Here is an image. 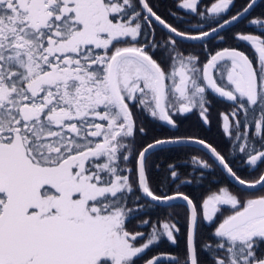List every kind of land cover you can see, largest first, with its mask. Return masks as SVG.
Wrapping results in <instances>:
<instances>
[{
  "label": "snow or ice",
  "instance_id": "snow-or-ice-1",
  "mask_svg": "<svg viewBox=\"0 0 264 264\" xmlns=\"http://www.w3.org/2000/svg\"><path fill=\"white\" fill-rule=\"evenodd\" d=\"M139 3L141 11L133 0H0V264H134L159 236L175 243L179 227L163 221L143 246L135 245L144 234L125 228V217L133 212L126 208L133 186L125 171H135L142 197L150 203L175 208L179 204L171 202H184L183 264H202L196 246L201 209L203 219L213 221L223 205L231 206V214L215 228L219 242L205 246L213 264H264V254H258L264 244V194L242 198L221 188L200 205L180 191L157 195L147 173L165 145L198 143L242 186L264 189V175L253 182L241 179L202 139L146 142L147 132L137 127L129 107L135 102L175 127L173 108L184 113L198 106L206 119L205 92L211 89L234 104L230 115L237 119L230 125L225 114V131L235 128V139L251 145L258 137L264 149V36L239 37L251 43L258 58L225 48L201 67L199 58L184 56L171 37L166 43L175 55L158 62V44L148 40L146 30L155 18L182 41L202 40L219 36V29L253 5L224 20L219 29L191 35L165 25L148 0ZM232 5L233 0H217L207 12L219 15ZM179 6L205 15L197 11L198 0H181ZM257 111L255 134L246 136L239 129ZM137 134L140 141L129 140ZM249 144L239 145L248 164L264 163V150H249ZM130 155L134 168H126ZM167 171L172 182L179 179L173 165ZM167 181L165 176L160 184ZM168 259L181 264L178 258Z\"/></svg>",
  "mask_w": 264,
  "mask_h": 264
},
{
  "label": "trees",
  "instance_id": "trees-1",
  "mask_svg": "<svg viewBox=\"0 0 264 264\" xmlns=\"http://www.w3.org/2000/svg\"><path fill=\"white\" fill-rule=\"evenodd\" d=\"M213 0H200L201 9L199 12H204V16H197L191 10L185 11L183 7H180V0H148L149 6L153 8V11L161 17V19L169 25L176 27L179 31L185 33H197L210 28L220 18L212 19L211 15L206 12V7ZM251 0H233V5L230 6V10H226L223 18H227L234 15L241 10ZM136 5V10L141 11L138 7L136 0H133ZM253 6L249 11L237 22L229 27L221 30L219 36L210 37L206 40L198 42H185L176 38H173L167 32L152 23L148 31V40L154 41L158 44V48L155 50V58L158 62L161 57L167 58L170 55L174 56L175 53L171 52V45L166 42L169 38L176 40L178 45V51L183 52L184 56H196L199 58V64L202 67L208 57L218 51L225 48L245 47L239 39L235 36L245 32H257L263 31L261 35L264 36V0H254ZM213 20V21H212ZM260 20L262 24H252L251 21ZM262 26V27H260ZM152 35V37H150ZM220 37H223L221 39ZM141 43L144 42L143 37H138ZM128 45V44H126ZM253 57V56H252ZM171 61H169V64ZM168 68V64L164 65ZM205 97L209 103L205 105L207 109V122H202L200 117L197 116V112H201L200 107L190 109L189 112L178 113L175 108L171 110V115L175 114L179 119L175 122V127L167 125L164 121H160L158 117H152L149 113L142 110L137 106L135 102H130L129 107L133 112L134 119L137 127H144L147 136L143 139L146 142H151L153 139L160 138H198L202 139L208 144H211L216 150L225 157L229 167L236 172L237 176L245 181L252 182L248 177L250 172L248 166L242 163V160L238 161L233 157L235 154H243L240 152L238 144H245L246 139L238 140L237 144L233 146L232 152H228L227 155L223 153L224 148L229 147L231 142L228 135H225L223 129L219 126L217 120L216 111L229 108V102L225 99L219 98L214 95L210 90L206 89ZM179 104L176 105L178 108ZM130 141H140L139 134L132 138ZM260 146V145H259ZM260 148V147H259ZM257 148V150H259ZM130 161L126 168L135 167V158L130 155ZM195 158V159H194ZM198 159L204 160L210 167L204 168L202 164H198ZM173 165L174 169L178 172L179 179H175L170 176V172L167 171L168 165ZM159 165V167H157ZM125 165H122L124 167ZM246 172L248 173L246 175ZM131 177V183L133 186V192L129 194V199L126 201V208L135 210L126 215L125 228L129 232H142L143 238H149V234L153 232V228H161L163 221L174 222L179 227L180 232L175 235L176 242L172 243L166 237L161 235L153 244V253H172L176 255L181 264L186 257V220H185V206L181 201L171 202L173 204H179V207H166L164 205H157L150 203L144 199L139 193L136 185L135 171L128 173ZM149 177V183L152 189L157 195L160 194H173L176 191L183 192L188 195L190 199H193L194 203L200 204L203 199L213 192L218 193L221 188H226L234 195H240L242 198L252 196L258 193L262 188L258 190L248 191L233 185L226 175L222 172L212 157L202 148L195 145H165L164 150L160 152L155 158L154 163L147 173ZM165 176H168L166 183L160 184ZM256 180V179H255ZM254 181V180H253ZM160 184V189L157 191V185ZM136 197H141L137 200ZM137 201V202H136ZM138 205L143 207L136 208ZM178 213V215H177ZM222 213V214H221ZM231 214V206H220V210L213 217V221H207L203 219L202 212H200L199 225L196 236V246L198 258L202 264H213L212 253L206 245L212 248L219 242L218 238L214 236L215 228L223 221L224 217ZM149 221L148 224H144V221ZM264 249V244L260 247V252ZM221 255L223 253H220ZM263 254V253H262Z\"/></svg>",
  "mask_w": 264,
  "mask_h": 264
},
{
  "label": "flooded vegetation",
  "instance_id": "flooded-vegetation-1",
  "mask_svg": "<svg viewBox=\"0 0 264 264\" xmlns=\"http://www.w3.org/2000/svg\"><path fill=\"white\" fill-rule=\"evenodd\" d=\"M136 2H137V4H138V0H136ZM180 2H181V0H180ZM217 2V0H214V3H216ZM213 3V4H214ZM138 7H139V4H138ZM211 6H207L206 7V12H207V9L208 8H210ZM140 8V7H139ZM202 8V6L200 5V0H198V9L197 10H199V9H201ZM184 9V8H183ZM141 10V9H140ZM185 11H189V9H184ZM207 13H209L210 15H211V17H212V19L214 20V19H221V20H219L218 22L216 21L210 28H212V27H214V26H216L217 24H219V23H221L222 21H224L225 19H228L229 17H231V16H229V17H227V18H223L225 15H223V13H221V14H219V15H217V14H213V13H210V12H207ZM236 14V13H235ZM212 20V21H213ZM239 21V20H238ZM153 23V22H152ZM154 24V23H153ZM168 24V23H167ZM234 24V23H233ZM169 25V24H168ZM232 25V24H231ZM157 26V25H156ZM171 26V25H170ZM227 27H229V26H227ZM227 27H225V28H227ZM260 27H262V26H260ZM210 28H208V29H210ZM224 28V29H225ZM263 28V27H262ZM208 29H206V30H208ZM206 30H204V31H206ZM223 30V29H222ZM179 31V30H178ZM221 31V30H220ZM219 31V32H220ZM181 32V31H180ZM199 32H197V33H190V34H198ZM261 33H263V31H261V30H258L257 32H243V33H241V34H239L238 36H235V37H237L238 39H239V37L240 36H242V35H255V36H259V35H261ZM186 34H189V33H186ZM150 37H152V35H150ZM210 37H214V36H209V37H207V38H205V39H203V40H206V39H208V38H210ZM174 38V37H173ZM177 39V38H176ZM180 40V39H179ZM199 41H202V40H199ZM239 41H241L243 44H245V47H240V49H236V50H238V51H243L246 55H248L249 57H250V59H252L253 57H254V54H255V56L258 58V53H255V49L252 47V45H251V43L249 42V41H242V40H240L239 39ZM185 42H187V41H185ZM198 42V41H197ZM114 44H115V42H114ZM115 46H117V47H124V46H130V45H126V44H116ZM137 46H139V45H137ZM223 50V49H222ZM219 51V50H218ZM217 52V51H216ZM216 52H214V53H216ZM214 53H212L211 55H213ZM210 55V56H211ZM210 56L208 57V59L210 58ZM253 56V57H252ZM154 58H155V55H154ZM207 59V60H208ZM207 60L204 62V63H206L207 62ZM215 75H218V73H215ZM209 90V89H208ZM212 92V91H211ZM213 93V92H212ZM214 94V93H213ZM214 95H216V94H214ZM217 97H219L218 95H216ZM219 98H222V97H219ZM222 99H225L226 101H228L226 98H222ZM229 102V104H228V106H229V108H227V109H224V110H219V111H216L215 113H217V120L219 121V126L221 127V129H223V132H224V134L225 135H228L229 136V138H230V140H231V142H230V144H229V147H226V148H224V150H223V153L224 154H226L227 155V153L228 152H232V148H233V146L234 145H236L237 144V142H238V140H236L235 139V135H234V133H235V128H233V127H230V129H229V131H225V129H224V119H223V117H224V115L225 114H228L229 115V122H230V125H232L234 122H235V120L237 119L236 117H233V116H231L230 115V113L232 112V110L234 109V104L231 102V101H228ZM179 107V106H178ZM191 111H189V113H190ZM242 116H243V113L241 114ZM259 111H257L256 113H255V115H253V116H249L248 117V119L247 120H245L244 121V123H243V126L242 127H240V129H239V131L241 132V133H244V134H246V136H252V135H254L255 134V128H254V126H253V122L255 121V120H258L259 119ZM197 116L198 117H200V119H201V121L203 122H207V119H205V117H201V115H200V113L199 112H197ZM172 118H173V120H174V122H178L179 121V119L176 117V115L175 114H172ZM166 123V122H165ZM132 141H136V140H132ZM243 144V143H242ZM245 144H249V142H248V140L246 139L245 140ZM239 145H241V144H238L237 146L239 147ZM260 143H259V138L257 137L256 138V141H255V143H254V145H251V144H249V150H251V148L254 146L256 149L257 148H259L260 146ZM259 150H264V149H261V148H259ZM241 152V151H240ZM241 156V157H240ZM233 157H236V158H234L235 160L238 158V157H240V159L238 158V161H240V160H242V163H244L245 165H247L249 168H248V170H249V172H250V176L248 177V179H250L251 181H255V179H257L258 178V176L261 174V172L264 170V163H260V162H258V164L257 165H250V164H248V157H247V155L245 154V153H243V154H235V155H233ZM130 156H129V160H130ZM131 162V161H130ZM128 164V163H127ZM124 174H127L126 173V171H125V173ZM248 173L246 172V175H247ZM135 177H136V174H135ZM47 187V186H46ZM139 193V192H138ZM261 193L262 194H264V189H262L261 190ZM253 196V195H252ZM255 196V195H254ZM257 196V195H256ZM137 202V201H136ZM136 208H138V206L136 207ZM132 209L133 210H135L134 209V207H132ZM125 219H128V218H125ZM136 233H142V232H136V231H134V232H130V234H133V235H135ZM147 240H148V238L146 237V238H138L136 241H135V245L137 246V247H141V246H143V244H145L146 242H147ZM185 245H186V239H185ZM153 245H150L149 246V248L148 249H146L143 253H141V254H138V257L137 258H134V264H144V262L145 261H147L149 258H151V257H153V256H155V255H160V254H164V255H167L168 256V258L169 257H172V258H176V255H174V254H172V253H162V252H160V253H153ZM264 254V249H263V251L261 252V254ZM168 258H164V259H162L161 260V264H175V261L174 260H170V259H168Z\"/></svg>",
  "mask_w": 264,
  "mask_h": 264
},
{
  "label": "water",
  "instance_id": "water-1",
  "mask_svg": "<svg viewBox=\"0 0 264 264\" xmlns=\"http://www.w3.org/2000/svg\"><path fill=\"white\" fill-rule=\"evenodd\" d=\"M138 3H139V0H138ZM254 3V0H251L250 2H248V4H246L241 10H239L238 12H243V9L245 8V7H247L248 5H252ZM139 7H140V9H141V5H140V3H139ZM237 12V13H238ZM237 13L236 14H234V15H232V16H236L237 15ZM146 14V13H145ZM246 14V13H245ZM244 14V15H245ZM243 15V16H244ZM231 16V17H232ZM243 16H239L238 18H237V20H235V21H232L230 24H228V25H225V27H227V26H230L231 24H233V23H235V22H237L238 20H240ZM231 17H229L228 19H225V20H231ZM152 22L155 24V25H157L159 28H161L162 30H164L165 32H167L169 35H171L172 37H174V38H177V39H180L181 40V38L180 37H176V36H174L173 34H171L170 32H169V29L167 28V27H165L164 25H161L160 23H158L156 20H155V18H152ZM224 23V21H222L221 23H219V24H217L216 26H214V27H212V28H218L219 29V25L220 24H223ZM165 25H168L166 22H165ZM224 27V28H225ZM223 28V29H224ZM211 29V28H210ZM210 29H208V30H206V31H210ZM220 30H222V29H219V31ZM199 34V33H198ZM198 34H191V35H198ZM205 38H207V37H205ZM205 38H203V39H205ZM202 39V40H203ZM187 42H197V41H199V40H186ZM219 51H221V50H219ZM215 54V53H214ZM213 54V55H214ZM210 91H212L211 89H209ZM214 93V92H213ZM214 94H216V93H214ZM216 95H218V94H216ZM219 96V95H218ZM180 138H187V137H180ZM193 139H196V140H200V139H198V138H193ZM152 142V141H151ZM206 144H208L207 142H205ZM176 145H182V144H176ZM185 145H195V146H198V147H200V148H202L198 143L197 144H185ZM202 149H204L211 157H212V159L216 162V164L219 166V168L222 170V172L226 175V177L229 179V181L233 184V185H235V186H237V187H239V188H241V189H244V190H248V191H253V190H257V189H259L260 188V185H255L254 187H251V188H249L247 185H244V186H242V185H240L232 176H231V174H229L228 172H227V170L222 166V165H220V163H219V161L206 149V148H202ZM261 175H264V170L262 171V173L258 176V178L256 179V180H258L259 179V177L261 176ZM255 180V181H256ZM253 182V181H252ZM136 185H137V182H136ZM137 189H138V192H139V194L142 196V191H141V189L138 187V185H137ZM207 198V197H206ZM206 198H204V199H206ZM145 199V198H144ZM203 199V200H204ZM146 200H148V199H146ZM149 201V200H148ZM181 202H183V201H181ZM184 203V202H183ZM202 203H203V201H202ZM202 203H201V205H202ZM201 212H202V217H203V210L201 209ZM204 221H205V219H204ZM185 239H186V251H187V225H186V236H185ZM156 257H162L163 259L164 258H168V256L167 255H164V254H160V255H155V256H153V257H151V258H149L147 261H145L144 262V264H148V261L149 260H152L153 258H156Z\"/></svg>",
  "mask_w": 264,
  "mask_h": 264
},
{
  "label": "rangeland",
  "instance_id": "rangeland-1",
  "mask_svg": "<svg viewBox=\"0 0 264 264\" xmlns=\"http://www.w3.org/2000/svg\"><path fill=\"white\" fill-rule=\"evenodd\" d=\"M213 3H214V0H213L212 2H210V4L208 5V7L211 6ZM180 4H181V2H180ZM201 117H202V116H201ZM198 161H204V160L198 159ZM261 173H262V172H261ZM238 188H239V187H238ZM260 188H261V187H260ZM257 190H258V189H257ZM260 194H262V193H261V190H260L258 193L254 194V195L256 196V195H260ZM254 195H253V196H254Z\"/></svg>",
  "mask_w": 264,
  "mask_h": 264
}]
</instances>
